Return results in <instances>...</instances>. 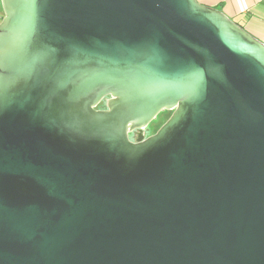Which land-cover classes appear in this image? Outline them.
Segmentation results:
<instances>
[{"label": "water", "instance_id": "95a60500", "mask_svg": "<svg viewBox=\"0 0 264 264\" xmlns=\"http://www.w3.org/2000/svg\"><path fill=\"white\" fill-rule=\"evenodd\" d=\"M1 7L0 264H264L262 42L197 0Z\"/></svg>", "mask_w": 264, "mask_h": 264}, {"label": "crops", "instance_id": "0c3cea01", "mask_svg": "<svg viewBox=\"0 0 264 264\" xmlns=\"http://www.w3.org/2000/svg\"><path fill=\"white\" fill-rule=\"evenodd\" d=\"M201 5L221 10L264 44V0H197Z\"/></svg>", "mask_w": 264, "mask_h": 264}, {"label": "rangeland", "instance_id": "374dc122", "mask_svg": "<svg viewBox=\"0 0 264 264\" xmlns=\"http://www.w3.org/2000/svg\"><path fill=\"white\" fill-rule=\"evenodd\" d=\"M4 18V13L1 7V0H0V23L2 22ZM102 105V104H101ZM99 106L98 109L102 108L103 106ZM105 106V105H104ZM172 112H162L156 120H154L148 127V129L145 131L146 137L152 136L155 134L162 126L163 124L171 117Z\"/></svg>", "mask_w": 264, "mask_h": 264}, {"label": "flooded vegetation", "instance_id": "af4514ba", "mask_svg": "<svg viewBox=\"0 0 264 264\" xmlns=\"http://www.w3.org/2000/svg\"><path fill=\"white\" fill-rule=\"evenodd\" d=\"M105 103H106V102H103V103H102V105H101V106H103V107H102V108H100V109H105V106H104V105H105ZM153 135H154V134H153ZM133 137H134V134H132V135H131V138H133ZM148 137H149V136H148Z\"/></svg>", "mask_w": 264, "mask_h": 264}, {"label": "snow or ice", "instance_id": "6c2138e0", "mask_svg": "<svg viewBox=\"0 0 264 264\" xmlns=\"http://www.w3.org/2000/svg\"><path fill=\"white\" fill-rule=\"evenodd\" d=\"M0 87H2V85H0Z\"/></svg>", "mask_w": 264, "mask_h": 264}]
</instances>
